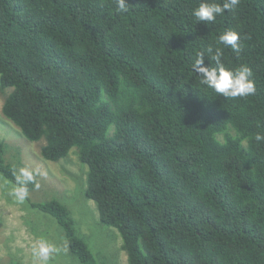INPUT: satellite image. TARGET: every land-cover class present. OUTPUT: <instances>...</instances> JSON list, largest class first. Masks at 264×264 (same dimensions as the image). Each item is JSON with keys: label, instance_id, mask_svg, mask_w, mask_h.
<instances>
[{"label": "trees", "instance_id": "1", "mask_svg": "<svg viewBox=\"0 0 264 264\" xmlns=\"http://www.w3.org/2000/svg\"><path fill=\"white\" fill-rule=\"evenodd\" d=\"M126 2L119 13L115 0H0L4 117L44 141L45 160L78 149L84 195L128 264H264V0L205 23L192 16L204 0ZM227 30L238 54L217 45ZM209 46L225 67L251 69L255 94L200 84L191 66ZM7 148L0 140V174L26 197L38 181ZM26 200L56 219L72 257L96 264L66 204Z\"/></svg>", "mask_w": 264, "mask_h": 264}, {"label": "rangeland", "instance_id": "2", "mask_svg": "<svg viewBox=\"0 0 264 264\" xmlns=\"http://www.w3.org/2000/svg\"><path fill=\"white\" fill-rule=\"evenodd\" d=\"M6 93L0 92V140L7 145L8 160L19 156L23 169L37 179V186L22 199L20 188L0 174V264H80L72 257L58 222L52 216L30 207L26 199L44 202L58 199L66 204L76 222L77 232L85 239L96 264H128L122 238L116 228L100 222L94 201L85 197L88 167L79 160L78 149L58 161L41 155L44 141H28L20 129L3 115ZM22 172V171H21ZM23 173V172H22ZM55 250L45 261L39 254V242Z\"/></svg>", "mask_w": 264, "mask_h": 264}, {"label": "clouds", "instance_id": "3", "mask_svg": "<svg viewBox=\"0 0 264 264\" xmlns=\"http://www.w3.org/2000/svg\"><path fill=\"white\" fill-rule=\"evenodd\" d=\"M239 4V0H224L223 4L214 2H201L198 7L192 10V16L197 23L213 22L218 15L224 14L226 10H232ZM115 8L119 13H127L129 4L126 0H115ZM239 34L235 31L227 30L217 37V45L230 46L234 52L240 50ZM214 62L215 66L209 63L205 66V61ZM200 78V84L212 89L218 95L225 98L247 97L255 94V82L251 79L253 73L247 66H241L238 69H229L222 63V49L220 47H207L196 54L194 63L191 66ZM255 141L264 143V133L258 132L255 135ZM23 176L30 181L31 174L28 171L21 170ZM23 183V182H22ZM18 195L22 199L26 195L25 189H20ZM38 254L46 261L48 254L55 249L43 241L39 242Z\"/></svg>", "mask_w": 264, "mask_h": 264}]
</instances>
